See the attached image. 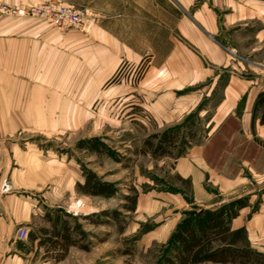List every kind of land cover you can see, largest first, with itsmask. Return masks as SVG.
Masks as SVG:
<instances>
[{
  "label": "crops",
  "instance_id": "0c3cea01",
  "mask_svg": "<svg viewBox=\"0 0 264 264\" xmlns=\"http://www.w3.org/2000/svg\"><path fill=\"white\" fill-rule=\"evenodd\" d=\"M64 1L87 8L95 21L85 30L62 33L44 19L0 16V130L46 126V120L32 117L34 111H60L61 116L52 120L65 124V109L80 107L79 101L70 104L65 95V87L80 68L104 80L122 63L137 65L147 60L145 74L133 90L150 120L145 127L153 133L180 124L189 115L202 118L208 113L205 101L220 97L210 121V137L176 159L175 172L192 180L194 201L200 208H218L223 201L250 196L231 227H244L249 246L264 252V198L255 199L261 189L248 186L241 173L218 169L206 155L207 146L232 114H239L240 132L245 136L250 137L254 128L264 137V124L259 116L253 118L255 102L264 89V0ZM232 49L240 57L235 58ZM224 79L227 82L219 95L215 88ZM21 143L12 141L10 150L0 151L19 165L2 177H10L13 192L1 203L0 264H24L38 254L56 260L62 248L53 247L51 239L56 224L62 226L66 218L63 200L86 182L83 169L63 156L58 161L34 142ZM30 159L40 165L26 167ZM257 164L247 163L254 177ZM178 203L184 205L183 198ZM39 219L45 226L36 224ZM21 225L28 235L18 241L13 232ZM71 248L74 245L68 253Z\"/></svg>",
  "mask_w": 264,
  "mask_h": 264
},
{
  "label": "rangeland",
  "instance_id": "374dc122",
  "mask_svg": "<svg viewBox=\"0 0 264 264\" xmlns=\"http://www.w3.org/2000/svg\"><path fill=\"white\" fill-rule=\"evenodd\" d=\"M239 40L236 36L235 41ZM231 52L235 58L240 57L236 50L232 49ZM147 65V60L137 65L122 63L111 77L104 80H100V76L88 74L85 68H80V74L71 77L70 85L65 87V95L67 99H71L69 103L79 101L80 107L65 109V124H56L55 120H52L61 116L60 111L46 110L41 114L34 111L32 117L46 120V126L0 130V142L6 140L5 145L0 146V151L4 148L10 150L12 141L18 139L21 140L22 146L27 142H34L44 151L48 149L56 159H62L63 156L83 169V173L92 171L100 180L110 182L116 188L115 195L104 197L83 193L77 185L72 196L63 200L66 219L73 227L79 223L85 232L84 235L74 232V238L78 244L86 245V249L74 245L63 259L56 257L57 261H50L45 259L44 254H38L33 259L24 261V264H162L164 255L168 253L164 243L169 240L170 234L184 217V212L199 207L194 201L192 180L185 179L175 172V156L181 150L180 145H177L176 149L173 148V156L162 158L141 152L149 135L175 127L154 133L145 127L144 122L150 123V120L140 106V98L133 87H137L142 80ZM226 82L227 79H224L217 84L215 91H218L219 95L222 94ZM219 98L217 96L205 101L204 106H207L208 113L202 118L198 115L190 117L188 126L196 131V136L194 139L190 138L191 144L186 147L184 155L190 151L192 145L203 144L210 137L213 127L210 121ZM49 105L54 103L50 102ZM186 119L176 125L185 124ZM189 127L182 130L188 132ZM217 134L207 146L208 159L228 174L241 173L248 180V186L261 189L255 197L256 201L263 199L264 137L258 135L254 128L250 137L240 132L238 113L232 114ZM95 138L114 151L117 158L109 156L107 152H89L78 147L81 141ZM252 161L259 162L257 177L247 168V163ZM25 162L26 167L34 168L40 165L38 161L31 159ZM14 167H19L18 160L14 161L11 155L4 156L0 153V223L1 203L6 195L13 192V184L8 176L5 178L12 184V190L6 194L1 193L2 181L5 179L2 177ZM256 181L260 182L254 185ZM136 194L137 208L132 211L128 208L132 206V200L127 199V196L134 197ZM181 198L184 200L182 206L178 203ZM239 199L249 203L250 196L244 195ZM215 200H218V196ZM257 209L256 205L254 210ZM40 220H37L36 224L45 226ZM21 227L25 226H16L13 232L18 241L26 240L17 237V231ZM0 230L2 242L1 226ZM247 237L245 234L238 246L250 248Z\"/></svg>",
  "mask_w": 264,
  "mask_h": 264
},
{
  "label": "trees",
  "instance_id": "16d2710c",
  "mask_svg": "<svg viewBox=\"0 0 264 264\" xmlns=\"http://www.w3.org/2000/svg\"><path fill=\"white\" fill-rule=\"evenodd\" d=\"M255 104L253 118L259 116L260 123L264 124V89L258 95ZM191 116L189 115L183 125H175L161 133L149 135L144 141L141 152L162 158L173 156L172 150L180 145L181 150L176 154L175 159L183 156L187 150L186 147L196 136V131L188 126ZM188 127V132L182 130ZM188 138L192 139L188 140ZM78 147L89 152L101 154L107 152L109 156L117 158L116 153L97 138L81 141ZM85 180V183L78 184V188L83 193L104 197L113 196L116 193V188L112 183L103 182L92 171L85 172ZM185 181L188 182V180ZM127 199L132 200V206L128 207L129 210L135 211L138 195L127 196ZM247 205L244 199H237L223 203L218 208L197 207L192 211L184 212V217L170 234L169 240L164 243L168 253L164 255L162 264H264L263 253L251 247L238 246L246 234L245 228L240 227L233 230L231 227L232 221ZM61 224L62 226L56 224L51 239L53 247L62 248V253L57 256L58 259L65 258L70 245L87 248L86 245L78 244L72 235V232L85 234L79 223L71 227L65 218Z\"/></svg>",
  "mask_w": 264,
  "mask_h": 264
},
{
  "label": "built area",
  "instance_id": "2783aa9c",
  "mask_svg": "<svg viewBox=\"0 0 264 264\" xmlns=\"http://www.w3.org/2000/svg\"><path fill=\"white\" fill-rule=\"evenodd\" d=\"M28 18L34 17L46 20L49 24L61 32H68L73 28L85 30L90 22L95 21L94 15L86 8L69 4L64 0H46L31 3L29 5H9L0 3V16ZM12 190V184L4 179L1 185V193L6 194ZM1 214V212H0ZM1 234V230H0ZM28 229L21 227L17 231L18 239H25Z\"/></svg>",
  "mask_w": 264,
  "mask_h": 264
}]
</instances>
